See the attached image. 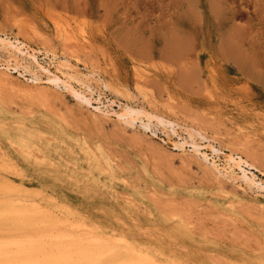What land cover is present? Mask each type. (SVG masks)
Segmentation results:
<instances>
[{
  "label": "rangeland",
  "instance_id": "1",
  "mask_svg": "<svg viewBox=\"0 0 264 264\" xmlns=\"http://www.w3.org/2000/svg\"><path fill=\"white\" fill-rule=\"evenodd\" d=\"M0 139V212L30 229L264 264V0H0Z\"/></svg>",
  "mask_w": 264,
  "mask_h": 264
},
{
  "label": "bare ground",
  "instance_id": "2",
  "mask_svg": "<svg viewBox=\"0 0 264 264\" xmlns=\"http://www.w3.org/2000/svg\"><path fill=\"white\" fill-rule=\"evenodd\" d=\"M14 49L18 52L21 51L20 47L17 46V47H14ZM23 53V52H21ZM39 65V64H38ZM40 67V65H39ZM18 68V67H17ZM17 68L15 70H17ZM9 69V68H8ZM36 79V78H35ZM50 82L51 83H54L58 86V81H54L53 79H50ZM60 82V81H59ZM64 83V82H63ZM70 90H72L74 93H75V90L74 88L71 86V84H69L68 82L67 83H64ZM84 86V85H83ZM89 86V85H88ZM88 93V92H87ZM77 96L79 97V100L80 98H82V100H84V103L86 102L87 104L89 105H92L93 102H92V98L90 97H85L84 95H78ZM95 109L98 111V112H101V113H106L108 114V112H106L105 110H107V108L104 110L103 109V106H96ZM115 114V112H114ZM116 115V114H115ZM118 117H120L121 119L125 120L127 123H134L135 121L137 120H141L142 121V125L145 127V128H149L151 124V121H152V118H148V122H145L144 121V118L143 120L140 118L141 116L137 114V112L129 107H127L123 113H117ZM64 130V129H63ZM148 130V129H147ZM1 140V139H0ZM7 143V142H6ZM172 143V142H171ZM174 144V143H173ZM7 145V144H6ZM74 145H75V142H74ZM176 145V144H175ZM76 146V145H75ZM194 149L196 151L199 152V145H194ZM5 147V146H4ZM7 147V146H6ZM39 147V146H38ZM184 148V147H183ZM11 149V148H10ZM19 150V149H18ZM215 151V149H213ZM3 151V150H2ZM13 151V149H12ZM22 151V150H21ZM35 151V150H34ZM1 152V150H0ZM12 154V153H11ZM28 154V153H27ZM66 154V152H65ZM36 155V154H35ZM227 155V154H226ZM2 156V155H0ZM6 157V155H3ZM20 156V155H18ZM38 156V154L36 155ZM205 156V155H204ZM41 157V156H40ZM4 158V157H2ZM0 157V159H2ZM7 158V157H6ZM35 158V157H34ZM8 159V158H7ZM207 159V158H206ZM227 159L230 161V160H233V161H238L236 160V158H234L233 156H230L227 157ZM16 160V159H15ZM39 160V159H38ZM208 160V159H207ZM1 161V160H0ZM3 161V164H4V159H2ZM22 161V160H20ZM57 161V160H56ZM8 162V161H7ZM6 163V162H5ZM19 163V162H18ZM237 163V162H236ZM2 164V163H1ZM9 164V163H8ZM12 165V164H11ZM21 165V164H20ZM19 165V166H20ZM23 165V164H22ZM8 166V165H7ZM6 166V167H7ZM25 166V164H24ZM4 167V165H3ZM9 167H12V166H9ZM17 167V166H16ZM2 168V167H1ZM0 168V169H1ZM15 168V167H13ZM28 168V167H27ZM26 168V169H27ZM4 169V168H3ZM8 169V168H6ZM6 169H5V172H6ZM10 169V168H9ZM8 169V170H9ZM26 169H24L26 171ZM11 170V169H10ZM9 170V171H10ZM7 171V173L9 172ZM13 171V170H12ZM230 171V170H229ZM4 172V173H5ZM11 172V171H10ZM14 172V171H13ZM18 172V171H16ZM1 173V172H0ZM12 173V172H11ZM112 173V172H111ZM230 173V172H228ZM24 174V173H23ZM22 174V176H23ZM45 174V173H44ZM19 175V174H17ZM16 175V176H17ZM7 177V175H5ZM4 176V177H5ZM15 176V175H14ZM2 177V176H1ZM21 177V175L19 176ZM27 177V176H26ZM25 178V177H24ZM61 178V177H60ZM4 179V178H3ZM10 179V178H9ZM14 178H12L13 180ZM30 179V178H29ZM247 179V178H246ZM6 180V179H5ZM4 180V182H5ZM247 180H249L251 183L255 184L254 183V180L248 178ZM8 181V182H7ZM24 181V179H23ZM30 181V180H29ZM11 182V181H10ZM17 182V181H16ZM32 182V181H31ZM247 182V181H246ZM9 183V180L7 179L6 180V184L8 186H12V184L10 183V185L8 184ZM49 183V182H48ZM17 184V183H16ZM15 184V186H16ZM26 184V183H25ZM122 184V183H121ZM247 184V183H246ZM29 185V184H28ZM126 185V184H125ZM14 186V185H13ZM13 187V188H16V187ZM20 186V185H19ZM23 186V185H21ZM107 186V185H106ZM250 186V185H249ZM253 186V185H252ZM255 186V185H254ZM27 187V186H26ZM25 186L23 188H26ZM32 187V186H31ZM37 187V186H35ZM40 187H43V186H40ZM61 187V186H60ZM21 187V189H23ZM33 188V187H32ZM18 191L19 188L17 187ZM59 189V188H58ZM1 190H4V189H1L0 187V191ZM50 190V189H49ZM6 191V190H5ZM64 191V190H62ZM70 191V190H69ZM114 191V190H113ZM14 192V191H13ZM35 191H33V194H34ZM53 192V191H51ZM59 192V191H57ZM73 192V191H72ZM106 192V191H105ZM253 192V191H252ZM2 193V191H1ZM5 192L3 191V194ZM16 193V192H14ZM50 193V192H49ZM112 193V192H111ZM37 193H35L34 195H36ZM66 194V193H65ZM68 194V193H67ZM77 194V193H75ZM108 194V193H107ZM112 194H115V193H112ZM5 195V194H4ZM69 195V194H68ZM82 195V194H81ZM71 196V195H70ZM73 197H75L73 195ZM14 198V197H13ZM20 197L18 196V199ZM32 198V197H31ZM39 198V196L37 197ZM64 198V197H63ZM87 198V197H86ZM107 198V197H106ZM10 199V198H9ZM25 199V198H24ZM33 199V198H32ZM59 199V198H57ZM70 199V198H69ZM102 199V198H101ZM260 199V198H259ZM103 200V199H102ZM44 201V200H43ZM55 201V200H54ZM79 201V199H78ZM3 202V201H2ZM80 202V201H79ZM93 202V201H92ZM91 202V203H92ZM24 203V202H23ZM7 204V203H6ZM5 204V205H6ZM11 204V203H10ZM90 204V203H89ZM98 204V203H96ZM94 204V205H96ZM14 205V204H13ZM16 205V204H15ZM87 205V204H86ZM93 205V206H94ZM99 205V204H98ZM101 205V204H100ZM102 205H105V204H102ZM109 205V204H108ZM4 206V205H2ZM1 206V207H2ZM9 206V205H7ZM40 206V205H38ZM59 206V205H58ZM62 206V205H61ZM92 206V207H93ZM113 205L110 206V208H113L112 207ZM10 207V206H9ZM14 207V206H13ZM104 207V206H103ZM3 208V207H2ZM12 208V207H11ZM84 208V207H83ZM91 208V207H90ZM109 208V209H110ZM116 208V207H115ZM104 209V208H103ZM117 209V208H116ZM115 209V210H116ZM1 210V209H0ZM3 210V209H2ZM83 211H85L83 209ZM82 211V212H83ZM89 211V210H87ZM113 210H108V212H110ZM118 211V210H117ZM49 212V211H47ZM52 212V211H51ZM93 212V211H92ZM101 212V211H100ZM103 212V211H102ZM107 212V210H106ZM115 213V212H114ZM133 213V212H132ZM174 213V212H173ZM85 215L87 216V213L85 212ZM107 215V214H106ZM44 216H47V215H44ZM44 216H41L39 214L38 211H22V210H16L13 211V210H8V209H5L3 211L0 212V221H10L12 222V225L17 222V226H16V229L12 230L11 233L9 232L8 234L3 233V235H0V264H160L161 262V259L159 261V263L156 261L157 259H154L148 255H143V254H140V253H135V252H132L131 250H125L124 249V246H122L121 244L124 242L123 240L121 241V238H118V237H115L114 236V239L117 238L116 240H113V239H110L108 237L104 238L102 237V235L100 237H98L97 235H94V234H84L83 235H77L76 232L77 231H73L71 232L70 230H62L59 226H57L56 224H53V225H49L48 228L46 229H43L42 230H39L38 228L37 229H30L29 227L32 226L30 225L28 222H31L33 220L35 221H38V220H42L44 221L45 220V217ZM50 216V215H49ZM53 216V215H52ZM89 216V215H88ZM92 216V215H91ZM111 216V215H110ZM108 216V217H110ZM107 217V218H108ZM135 217V216H133ZM137 217V216H136ZM153 216H151L152 218ZM94 218V217H93ZM102 218V217H101ZM104 218H105V215H104ZM114 218V217H113ZM132 218V217H130ZM138 218V217H137ZM156 218V216H155ZM169 218V217H168ZM49 219V218H48ZM50 219H52V217H50ZM54 219V218H53ZM58 219V218H57ZM85 219V218H83ZM88 219V218H87ZM86 219V220H87ZM95 219V218H94ZM100 219V217H99ZM117 219V218H116ZM56 220V218H55ZM89 220V219H88ZM113 220V219H112ZM134 220V219H132ZM129 219V221H132ZM98 221V220H96ZM111 221V220H110ZM109 221V222H110ZM136 220H134L133 222H135ZM140 221V220H139ZM138 221V223H139ZM166 221V220H165ZM168 221V220H167ZM166 221V223L168 224V222ZM107 221H104V223H106ZM4 223V224H5ZM39 223V221H38ZM118 223V222H117ZM120 223V222H119ZM132 223V222H131ZM136 223V222H135ZM161 223V222H160ZM1 224V222H0ZM3 224V223H2ZM67 224V223H66ZM96 224V223H95ZM122 224V223H121ZM143 224V223H142ZM141 224V226H142ZM163 224V223H162ZM6 225V224H5ZM101 225V224H100ZM103 225V224H102ZM123 225V224H122ZM128 225V224H127ZM125 225V226H127ZM140 225V224H139ZM3 225H1L2 227ZM114 226V224H113ZM129 226V225H128ZM140 226V227H141ZM163 226V225H161ZM165 226V224H164ZM8 226L4 227V228H7ZM14 226H12L13 228ZM120 227V226H119ZM147 227V226H146ZM156 227V226H155ZM9 228V227H8ZM11 228V229H12ZM68 228V227H67ZM73 228V227H71ZM71 228H68V229H71ZM112 228V227H111ZM115 228V227H114ZM118 228V227H117ZM135 228V227H134ZM143 228V227H141ZM140 228V229H141ZM158 228V226H157ZM160 228V227H159ZM162 228H165V227H162ZM1 229V228H0ZM109 229V228H107ZM119 229V228H118ZM123 229H130L129 227L128 228H124ZM146 229V228H145ZM145 229H143V231H145ZM10 230V229H9ZM74 230V229H73ZM106 230V229H105ZM121 230V229H120ZM161 230V229H159ZM164 230V229H163ZM161 230V231H163ZM130 231H133V230H129L128 232ZM165 231V230H164ZM168 232V230H166ZM8 232V231H6ZM80 232V230H79ZM84 232V231H83ZM118 232V231H116ZM127 232V230L125 231ZM123 231V233H125ZM127 232V233H128ZM134 232V231H133ZM81 233V232H80ZM149 233V232H148ZM147 233V235H148ZM108 234V233H107ZM115 234V233H114ZM150 234V233H149ZM157 234V233H156ZM106 235V234H105ZM151 235V234H150ZM162 235V234H161ZM160 235V236H161ZM124 236V235H122ZM167 236V235H165ZM112 237V236H111ZM162 237V236H161ZM164 237V236H163ZM173 237V236H170V238ZM155 238V237H154ZM166 238V237H165ZM127 238H125L126 240ZM168 239V238H166ZM118 240H120L122 243L120 244L118 242ZM155 240H157L155 238ZM177 240H179L177 238ZM133 241V240H132ZM131 241V242H132ZM139 242V241H138ZM156 244L154 245H157L159 246V242L155 241ZM163 242V241H162ZM125 243V242H124ZM137 243V242H136ZM128 244H130L128 242ZM127 244V245H128ZM161 244V243H160ZM125 245V244H124ZM132 245V244H131ZM136 245V244H135ZM138 245V244H137ZM150 245L152 246V243H150ZM126 246V245H125ZM130 246V245H129ZM123 247V248H122ZM132 247V246H131ZM154 247V246H153ZM156 247V246H155ZM163 247V246H162ZM161 247V248H162ZM136 248V247H134ZM133 248V249H134ZM141 250H143L142 248L144 247H141ZM158 248V247H157ZM159 248V249H161ZM127 249H130V248H127ZM165 249V248H164ZM136 250H140V249H137ZM140 250V251H141ZM164 251V250H162ZM142 252H149V250L146 249V251H142ZM152 252V251H151ZM155 252V251H153ZM159 252V251H158ZM157 252V253H158ZM156 253V254H157ZM163 253V252H162ZM162 253H161V256H162ZM192 253H194L192 251ZM148 254V253H147ZM168 254V253H167ZM171 254V253H170ZM174 254V253H173ZM160 255V254H159ZM158 255V256H159ZM169 255V254H168ZM153 256V255H152ZM175 256V255H174ZM172 257L171 255H169L168 257H172V259L176 258V257ZM178 256V255H176ZM162 257H165V256H162ZM158 258V257H157ZM168 258V259H169ZM179 257H177L178 259ZM259 258V257H258ZM257 258V259H258ZM166 259V258H165ZM164 259V260H165ZM170 258V263L171 264H175V263H172ZM183 259V258H182ZM203 259V258H202ZM257 259H254V260H257ZM179 260H181V258L178 259V262H180ZM260 259H258L259 261ZM163 261V260H162ZM166 261V260H165ZM177 262V263H178ZM183 262V261H182ZM180 262V263H182ZM198 262V261H197ZM255 262V261H254ZM162 263V262H161ZM165 263V262H164ZM163 263V264H164ZM176 263V264H177ZM260 263L262 264L263 263V259H262V262L260 261ZM167 264V263H165ZM183 264V263H182Z\"/></svg>",
  "mask_w": 264,
  "mask_h": 264
}]
</instances>
